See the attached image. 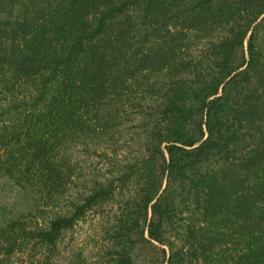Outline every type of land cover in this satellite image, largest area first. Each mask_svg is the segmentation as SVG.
<instances>
[{
	"label": "trees",
	"instance_id": "16d2710c",
	"mask_svg": "<svg viewBox=\"0 0 264 264\" xmlns=\"http://www.w3.org/2000/svg\"><path fill=\"white\" fill-rule=\"evenodd\" d=\"M0 177V264H264V0H0Z\"/></svg>",
	"mask_w": 264,
	"mask_h": 264
},
{
	"label": "rangeland",
	"instance_id": "374dc122",
	"mask_svg": "<svg viewBox=\"0 0 264 264\" xmlns=\"http://www.w3.org/2000/svg\"><path fill=\"white\" fill-rule=\"evenodd\" d=\"M37 203L34 195L27 189H22L16 186L12 180L7 177H0V225L4 224L10 219L18 218L22 215L28 216L31 213L37 215L38 222L43 225L48 222V219L53 215V209L51 205H43L42 209L45 212L39 213L37 210ZM31 225H35L31 218ZM96 217H88L85 221L79 222L72 231L64 234L63 239L59 246L60 254L65 257V253L68 254L67 249H74L75 251H81L82 256H93L94 249L99 238L93 236L96 231ZM94 237V238H93ZM66 249V250H65ZM25 257V256H24ZM24 261L19 263L27 264Z\"/></svg>",
	"mask_w": 264,
	"mask_h": 264
}]
</instances>
